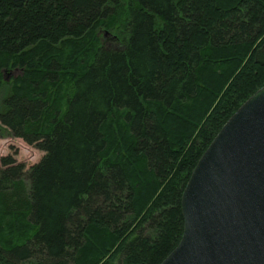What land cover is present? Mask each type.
Returning <instances> with one entry per match:
<instances>
[{"label":"trees","instance_id":"obj_1","mask_svg":"<svg viewBox=\"0 0 264 264\" xmlns=\"http://www.w3.org/2000/svg\"><path fill=\"white\" fill-rule=\"evenodd\" d=\"M262 86L264 0H0V135L44 152L1 158L0 264H160Z\"/></svg>","mask_w":264,"mask_h":264},{"label":"water","instance_id":"obj_2","mask_svg":"<svg viewBox=\"0 0 264 264\" xmlns=\"http://www.w3.org/2000/svg\"><path fill=\"white\" fill-rule=\"evenodd\" d=\"M181 209L182 237L160 264H264V86L203 153Z\"/></svg>","mask_w":264,"mask_h":264},{"label":"rangeland","instance_id":"obj_3","mask_svg":"<svg viewBox=\"0 0 264 264\" xmlns=\"http://www.w3.org/2000/svg\"><path fill=\"white\" fill-rule=\"evenodd\" d=\"M110 34L105 35L104 30L99 32V35H101L102 43L104 45L109 43L108 37L110 36ZM18 74L19 71L15 70L12 73V76H16ZM1 96L2 95H0V99ZM1 132H3V129L0 130V133ZM7 155H12L13 157H15L18 162H21L25 165V170H29L32 165L41 160L44 152L38 150L32 145L27 144L23 139L19 137L7 135L4 133V135H0V168L2 166L1 158Z\"/></svg>","mask_w":264,"mask_h":264}]
</instances>
